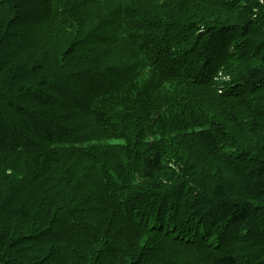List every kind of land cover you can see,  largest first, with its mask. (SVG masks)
Masks as SVG:
<instances>
[{
  "label": "trees",
  "instance_id": "1",
  "mask_svg": "<svg viewBox=\"0 0 264 264\" xmlns=\"http://www.w3.org/2000/svg\"><path fill=\"white\" fill-rule=\"evenodd\" d=\"M252 1L0 0V264H264Z\"/></svg>",
  "mask_w": 264,
  "mask_h": 264
},
{
  "label": "rangeland",
  "instance_id": "2",
  "mask_svg": "<svg viewBox=\"0 0 264 264\" xmlns=\"http://www.w3.org/2000/svg\"><path fill=\"white\" fill-rule=\"evenodd\" d=\"M252 3H255V0L252 1ZM261 5H264V2L262 0H260V6ZM212 6L213 5L209 6L207 4H201V5L195 4V5L190 6L189 11H191V12H189V19L195 18L197 20V18H198L197 16L198 15L200 16V14H203L207 18V20H205V21L210 23V27H211V26H213L212 23H214V24L215 23H217V24H223V23L224 24L225 23L228 24L229 21H231V20L234 21V20H236L238 18V20L240 21L244 17V8L239 10V11L234 10V12H232V11L227 12V11L221 9V8H215V6H213V7ZM200 18L202 19L201 16H200ZM196 26H197V28L202 30V29H204L205 25L196 24ZM223 44H225V43H222V45ZM206 51H207V49H206ZM241 119H244V117H242ZM249 122H251V123L248 126V128H247L248 130L245 133H248L250 131L251 124H252L253 121H252V119L251 120L247 119L246 121H243L241 123V124H245L247 126ZM219 123H222V122H219ZM244 134L242 136H244ZM246 136H249V134H246ZM244 142H246V141H244Z\"/></svg>",
  "mask_w": 264,
  "mask_h": 264
}]
</instances>
